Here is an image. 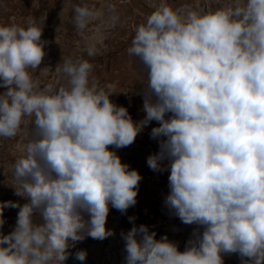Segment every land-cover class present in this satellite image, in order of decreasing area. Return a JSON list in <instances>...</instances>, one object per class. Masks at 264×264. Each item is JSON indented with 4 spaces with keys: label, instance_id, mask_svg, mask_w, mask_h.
Instances as JSON below:
<instances>
[{
    "label": "clouds",
    "instance_id": "clouds-1",
    "mask_svg": "<svg viewBox=\"0 0 264 264\" xmlns=\"http://www.w3.org/2000/svg\"><path fill=\"white\" fill-rule=\"evenodd\" d=\"M74 13L80 29L100 14L87 6ZM42 34L36 19L0 26V137H16L32 118L12 166L14 194L27 202L0 201V229L4 209H19L14 229L0 231V264H64L77 242L114 235L110 206L122 214L135 206L143 177L109 146H130L152 121L159 151L147 165L170 171L164 203L197 227L180 252L167 235L157 240L133 224L121 234L126 264H224L232 254L264 264V0L212 11L162 0L127 49L146 70L140 121L110 99L115 92L90 82L88 60L58 64L65 82L41 87L29 69L46 55Z\"/></svg>",
    "mask_w": 264,
    "mask_h": 264
},
{
    "label": "rangeland",
    "instance_id": "rangeland-1",
    "mask_svg": "<svg viewBox=\"0 0 264 264\" xmlns=\"http://www.w3.org/2000/svg\"><path fill=\"white\" fill-rule=\"evenodd\" d=\"M162 0H0V26L13 24L27 27L31 19L43 26L42 40L46 41L41 65L29 69L33 79L41 87L61 86L65 81L62 74L56 72V66L67 59L88 60L93 69L90 82H96L106 90L115 92L110 99L117 105L128 109L134 121L142 120L146 113L143 109L142 92L147 82L146 71L138 58L129 56L127 49L131 46L136 28L145 23L148 16L159 7ZM173 9L186 11H212L227 5L230 0H163ZM87 6L100 13L89 19L80 29L74 21V8ZM45 17V19H44ZM95 48V54L88 55V49ZM6 91L0 87V94ZM31 117H25L21 131L16 137H0V201L27 202L24 197L14 194L19 183L12 176V166L16 159L25 154L26 133L32 127ZM156 121L147 125L138 134L130 146L115 150L122 163L136 169L143 179L139 183L137 203L125 214L111 208L107 217L106 228L114 235L96 240L91 237L77 242L68 249L70 255L64 264H126L125 241L122 232L129 231L133 224L146 225L156 232V239L167 235L168 239L178 245L183 252L196 225H185L171 214L164 200L169 193L168 176L170 171L154 172L147 165L149 155L159 151V141L152 139ZM167 163V162H165ZM18 208L4 209L5 224L0 229L5 235L16 224ZM136 217L135 221L129 217ZM169 229V232L167 231ZM85 250L84 262L75 259V253ZM224 264H241L238 254L225 255Z\"/></svg>",
    "mask_w": 264,
    "mask_h": 264
},
{
    "label": "bare ground",
    "instance_id": "bare-ground-1",
    "mask_svg": "<svg viewBox=\"0 0 264 264\" xmlns=\"http://www.w3.org/2000/svg\"><path fill=\"white\" fill-rule=\"evenodd\" d=\"M167 231L169 232V229Z\"/></svg>",
    "mask_w": 264,
    "mask_h": 264
}]
</instances>
